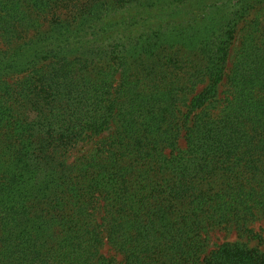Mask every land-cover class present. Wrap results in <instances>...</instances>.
<instances>
[{
	"label": "trees",
	"instance_id": "trees-1",
	"mask_svg": "<svg viewBox=\"0 0 264 264\" xmlns=\"http://www.w3.org/2000/svg\"><path fill=\"white\" fill-rule=\"evenodd\" d=\"M259 222L264 0H0V264H264Z\"/></svg>",
	"mask_w": 264,
	"mask_h": 264
},
{
	"label": "rangeland",
	"instance_id": "rangeland-1",
	"mask_svg": "<svg viewBox=\"0 0 264 264\" xmlns=\"http://www.w3.org/2000/svg\"><path fill=\"white\" fill-rule=\"evenodd\" d=\"M90 146H91L90 142L78 145L73 151L71 156L75 157L77 155H80L81 153H85L90 148ZM255 227H256V230L259 231L261 238L260 240L251 241L252 242L251 244L257 245L264 249V223L263 222L256 223ZM235 237L236 236L234 233L227 234L224 231H216L211 234V244L212 245L219 244L222 241L231 240V239H234ZM104 252L108 254H112V252L108 250L107 248H104ZM118 260H119V257H118Z\"/></svg>",
	"mask_w": 264,
	"mask_h": 264
}]
</instances>
